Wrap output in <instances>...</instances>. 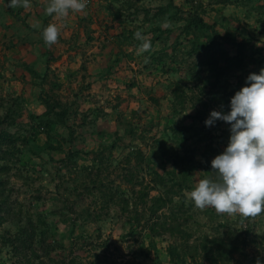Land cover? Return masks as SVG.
<instances>
[{"label": "rangeland", "instance_id": "rangeland-1", "mask_svg": "<svg viewBox=\"0 0 264 264\" xmlns=\"http://www.w3.org/2000/svg\"><path fill=\"white\" fill-rule=\"evenodd\" d=\"M69 1L79 19L51 28L70 41L43 38L48 72L23 96L6 75L20 45L0 36V264H193L199 239L248 216L249 185L264 202V0ZM110 48L116 77L94 80ZM211 55L231 61L219 77ZM33 98L54 113L31 118ZM166 218L188 235L154 236Z\"/></svg>", "mask_w": 264, "mask_h": 264}, {"label": "crops", "instance_id": "crops-1", "mask_svg": "<svg viewBox=\"0 0 264 264\" xmlns=\"http://www.w3.org/2000/svg\"><path fill=\"white\" fill-rule=\"evenodd\" d=\"M1 6L3 9L2 14L4 15L3 19L4 21H7L5 23L9 25V28H2V23L0 22V36L2 37L3 35H6V40L10 41L12 45L18 43V45H20L19 49L14 47L8 51L7 59L9 62L6 63L8 66L6 75L10 77L9 79L11 81L7 82H10V85H14L15 87L20 86L24 81H32V73L36 74L37 78H41V81L48 72V66L46 64V49L43 47L42 40L43 38L56 39L58 38V35H60L62 38L66 37L67 42L70 41L69 33H71V31L61 32L60 30H56V32H54L51 28V22H57L59 14L66 15L70 24L74 23V19L78 20L79 17L74 18L72 11H70V9L74 10V4L69 0H8V2L5 1ZM8 8L11 10V13L8 12ZM49 20L50 25L47 27L44 23L49 22ZM23 22H25L28 27L24 26ZM70 50L71 49L67 45L65 47V52L66 58L68 57L69 59L71 58V54H75ZM58 55L59 53L55 54L56 57H58ZM114 55L117 54L115 50H112L111 48L107 52L102 51L98 54L99 57L103 56L104 66L98 72L94 73L92 76L94 80L97 79L100 82H111L110 78L113 76L114 78L116 77L117 73L113 76L110 75V72L113 71V69L117 70L116 66H114L117 63L110 62V57ZM59 65L60 64L54 67H59ZM62 69L63 68H60V70ZM51 70L55 73H59V70H56L55 68L51 67ZM66 73L69 72L67 71ZM62 74L63 72L61 75ZM90 74L91 73L88 72V76ZM67 75L69 74H66V77ZM23 76L26 77L23 78ZM114 84L116 83L114 82ZM30 86L32 88L31 84ZM17 95H24L21 86L19 90H17ZM30 101L32 104H35L32 105V107H35V110H28L29 116L37 115L38 112L34 111H39V113L45 111V107L40 104V101H37V99L34 98Z\"/></svg>", "mask_w": 264, "mask_h": 264}, {"label": "trees", "instance_id": "trees-1", "mask_svg": "<svg viewBox=\"0 0 264 264\" xmlns=\"http://www.w3.org/2000/svg\"><path fill=\"white\" fill-rule=\"evenodd\" d=\"M168 5H170L169 1ZM8 12L11 13V10L9 8ZM198 22L202 28L210 27L207 26L201 18L198 19ZM189 26L195 27L196 25L194 24V22L189 23L185 26L186 28H184V30L188 29ZM208 45H210V42H205L204 44L198 43L193 48V51L201 47L206 48V46ZM173 55H175V53ZM190 55L191 51L188 53V58L190 57ZM218 60L223 61L226 66L229 65V63L231 62L230 59L226 56L218 58L217 56L211 55L206 60L205 66H207L209 70H213L214 72L216 71L217 76L219 77L221 76V73L224 69L219 67L220 64ZM166 67V71L170 70V72L174 71L172 68L180 70V67L175 63L174 59H170ZM191 72L193 77L196 72L193 70V68ZM42 102L44 104L45 111L42 116H37L39 118L46 116V113H54L53 106H51L46 101ZM57 105L59 106V104H56V106ZM65 113L66 111L63 110L62 112L56 114V116L59 117V121H63ZM32 116L34 115H31L30 117L34 119L37 118ZM68 156H70V154ZM249 193L251 204L253 205V207L250 208L248 216L243 219H238L235 223L230 224L226 227L221 226V228H224V232L221 233V236H214L210 238L207 235H204L201 239H199L198 241L200 243L196 247L199 250L198 260H196L195 257L191 254L190 256H188L193 264H264V233H258V231L255 229L254 222H252V219L256 217V215L264 214V202H262V204L260 205L256 204V199H254V196L252 195L250 185ZM166 219L167 220L164 223L159 225L158 230H154L153 228L150 229L154 236H160V234L163 233L167 235L168 239H170L171 237H174L175 235L179 234H183L184 236L188 235L179 230L181 223L176 222V225L174 226L172 224L173 220L171 221L170 218ZM250 246H253L254 250H249L248 247ZM180 247H182V249L178 248V246H174L173 244L170 245L167 250V256L173 261H177L178 259H180L184 250L183 245H180ZM191 248L192 246H186L185 251H196L194 248V250H191ZM178 249H180L181 252H179ZM237 256L240 260L235 259V257Z\"/></svg>", "mask_w": 264, "mask_h": 264}, {"label": "built area", "instance_id": "built-area-1", "mask_svg": "<svg viewBox=\"0 0 264 264\" xmlns=\"http://www.w3.org/2000/svg\"><path fill=\"white\" fill-rule=\"evenodd\" d=\"M83 5L88 6L90 4L89 0H81Z\"/></svg>", "mask_w": 264, "mask_h": 264}]
</instances>
